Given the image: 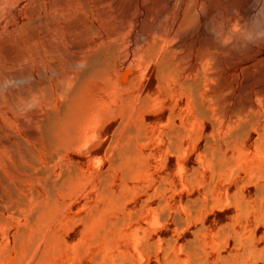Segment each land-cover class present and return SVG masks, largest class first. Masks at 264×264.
<instances>
[{
  "label": "rangeland",
  "instance_id": "rangeland-1",
  "mask_svg": "<svg viewBox=\"0 0 264 264\" xmlns=\"http://www.w3.org/2000/svg\"><path fill=\"white\" fill-rule=\"evenodd\" d=\"M0 9V191L21 182L23 199L0 195V264H264V219L258 201L244 202L264 189V0H5ZM245 24L259 31L248 34ZM97 48L103 76L83 78L82 56ZM161 56L170 58L166 72L157 69ZM61 82L73 96L59 93ZM65 106L76 136L59 129L54 155L30 131ZM119 128L136 134L118 136ZM111 144L129 157L112 160L119 148L108 152ZM24 145L35 163L17 156ZM129 160L141 164L130 170ZM61 170L72 188L49 190Z\"/></svg>",
  "mask_w": 264,
  "mask_h": 264
},
{
  "label": "bare ground",
  "instance_id": "bare-ground-1",
  "mask_svg": "<svg viewBox=\"0 0 264 264\" xmlns=\"http://www.w3.org/2000/svg\"><path fill=\"white\" fill-rule=\"evenodd\" d=\"M4 2H5V0H0V8L2 7V4H3ZM247 8H250V7H247ZM247 8H246V9L244 8V10H245V11H244L245 14H246L248 11H250V10H248ZM0 10H1V9H0ZM0 12H1V11H0ZM186 12H187V11H186ZM187 13H188V12H187ZM0 14H1V13H0ZM1 15H2V14H1ZM186 15H187V14H186ZM1 17H2V16H1ZM3 19H4V18H3ZM3 19L0 18V29H1L2 27H4V20H3ZM164 23H165V22H164ZM163 25H164V24H163ZM248 25H249V24H248ZM166 26H167V23H166ZM245 26H246V24H245ZM260 26H263V24H261ZM162 27H164V26H162ZM242 27H243V26H242ZM244 28H245L244 31H245L246 33H248V34H251V35L254 34V33H257V32L259 31V30H258V29H259L258 26H251V25H249V26H246V27H244ZM244 28H243V29H244ZM168 29H169V28H168ZM1 30H2V29H1ZM31 30H32V31H31V36H32L33 38H35L37 35H36V32H35L34 27H33V29H31ZM162 30L165 31V29H162ZM179 31H180V30H179ZM179 31H178V32H179ZM91 32L93 33V29H92V28L88 30V33H89V34H90ZM175 32H176V31H175ZM133 33H134V32H133ZM166 33H167V32H166ZM128 34H129V33H128ZM169 34H170V33H169ZM179 34H180V33H179ZM179 34H178V36H180ZM171 35H172V34H171ZM183 35H185V34H183ZM178 36H177V37H178ZM134 37H135V36H134ZM173 37H174V36H173ZM100 38H101V36L99 37V39H100ZM163 38H164V37H163ZM168 38H169V37H168ZM135 39H137V38H135ZM171 39H172V38H171ZM174 39H175V38H174ZM180 39H181V38H180ZM167 40H168V39H167ZM90 41H91V44H92V43L94 42V39H91V38H90ZM103 41H104V40H103ZM154 41H155V40H154ZM154 41H153V42H154ZM168 41H169V40H168ZM1 42H3V41H1ZM149 42H150V41H149ZM120 43H121V42H120ZM147 43H148V42H147ZM126 44H127V43H126ZM158 44H159V43H158ZM93 45H94V44H93ZM123 45H124V44H123ZM156 45H157V44H156ZM156 45H155V46L153 45V47H155V48L153 49V52L150 51L151 54L149 53V54H150L149 57H150V59H152V60H153V58L155 59L154 55L157 54V52H158L157 50H160L159 48H161V47L163 46L162 44H161V46H160V44H159L158 46H156ZM183 46H184V45H183ZM99 47H100V46H99ZM133 47H134V46H133ZM146 47H148V46H146ZM177 47H178V46H177ZM208 47H210V48L213 49L214 45H213L211 42H206L204 48L209 49ZM94 48H95V46H94ZM94 48H93V49H94ZM136 48H137V47H136ZM150 48H152V47H150ZM165 48H166V47H165ZM170 48H171V47H170ZM175 48H176V47H175ZM178 48H179V47H178ZM161 49H162V48H161ZM135 50H136V49H135ZM176 50H177V49H176ZM182 50H183V49H182ZM92 51H93V50H92ZM140 51H141V50H140ZM178 51H179V50H178ZM204 51H205V50H204ZM167 52H168V50H167ZM101 53H102V50L100 51V50L97 48L96 52H92V53L90 52V54L87 53V55L82 56V57H83V61H84L85 64H86V69H84L85 71H83V72L81 71V72H82L81 74H85L83 78H85L86 74H90V75H91V74H94V75H95V74H99V75H96V76H100V74H101V75L103 76V73H102V72H103V67L100 68V66H101V65H104V63L106 62V61H105L106 57L104 58V57L101 55ZM124 53H125V52H124ZM136 54H138V53H136ZM142 54H143V53H142ZM162 54H163V52H162ZM162 54H161V55H162ZM166 54H167V53H166ZM171 54H172V53H171ZM117 55H118V54H117ZM133 55H135V54H133ZM139 55H141V54H139ZM167 55H168V57H170L169 54H167ZM200 55H203V54H200ZM200 55H199V56H200ZM122 56H123V55H122ZM143 56H144V55H143ZM164 56H166V55H164ZM164 56H161L162 59L159 60V63H160L161 61H162V62H161L160 64L157 63V65H159V66H158L159 68L156 67L157 69H159L158 71H161V72H164V71L166 72V71L169 70V68H170V67H169L170 58H166V57H164ZM136 57H137V56H136ZM140 57H141V56H140ZM144 57H145V56H144ZM149 57H148V58H149ZM157 57H158V56H157ZM159 57H160V56H159ZM163 57H164V58H163ZM121 58H122V57H121ZM141 58H142V57H141ZM165 58H166V59H165ZM135 59H136V58H135ZM138 59H139V57H138ZM150 59H149V60H150ZM158 59H160V58H158ZM164 59H165V60H164ZM146 60H147V59H146ZM141 61H142V60H141ZM154 61H155V60H154ZM153 63H154V62H153ZM105 64H106V63H105ZM143 64H144V63H143ZM147 64H148V63H147ZM154 64H155V63H154ZM195 64H196V63H195ZM136 66H137V64H136ZM83 67H84V66H83ZM83 67H82V68H83ZM138 67H139V66H138ZM142 67H143V66H142ZM99 68H100V69H99ZM170 70H172V69H170ZM196 70H197V69H196ZM196 70H195V71H196ZM158 71H157V72H158ZM176 71H177V70H176ZM199 71H200V69H199ZM169 72H170V71H169ZM197 72H198V70H197ZM79 73H80V72H79ZM175 73H176V72H175ZM202 73H203V72H202ZM158 74H160V72H159ZM75 75H76V77L80 76V78H82V76H81L80 74L78 75V73H76ZM75 75H74V76H75ZM136 75H137V74H136ZM174 75H175V74H174ZM203 75H204V74H203ZM203 75H202V76H203ZM88 76H89V75H88ZM141 76H142V74H141ZM160 76H161V74H160ZM72 77H73V76H72ZM72 77H71V78H72ZM76 77H75V79H77ZM93 77H94V76H93ZM178 77H179V76H178ZM73 78H74V77H73ZM73 78H72V79H73ZM78 78H79V77H78ZM103 78H104V77H103ZM204 78H205V77H204ZM72 79H71V80H72ZM75 79H73V80L75 81ZM78 80H79V79H78ZM78 80H77V81H78ZM107 80H108V79H107ZM163 80H164V79H163ZM176 80H177V79H176ZM189 80H190V79H189ZM189 80H188V81H189ZM204 80H205V79H204ZM108 81H109V80H108ZM139 81H140V80H139ZM185 81H186V80H185ZM67 82H68V81H67ZM72 82H73V81H72ZM134 82H137V81H134ZM180 82H183V81H179V83H180ZM189 82H190V81H189ZM199 82H200V81H199ZM199 82H198V83H199ZM68 83H69V82H68ZM68 83H66V82H61V83L58 85L57 90L59 91V93L62 92V94L65 93V95H67L66 93H67L68 91L71 92V90H72L73 88L70 89L69 87H71V86H70V84H69V87H68ZM75 83H76V82H75ZM130 83H131V82H130ZM166 83H167V82H166ZM185 83H186V82H185ZM192 83H193V80H192ZM192 83H191V84H192ZM196 83H197V82H196ZM105 84H106V83H105ZM181 84H182V83H181ZM187 84H188V83H187ZM191 84H190V85H191ZM201 84H202V83H201ZM128 85H129V84H128ZM128 85H127V86H128ZM130 85H131V84H130ZM136 85H137V84H136ZM166 85H167V84H166ZM182 85L184 86L185 84H182ZM192 85H193V84H192ZM192 85H191V86H192ZM123 86H124V85H123ZM127 86H126V87H127ZM199 86H200V85H199ZM181 87H182V86H181ZM192 87H194V86H192ZM201 87H202V86H201ZM166 88H167V87H166ZM189 88H191V87H190V86L187 87V90H188ZM68 89H69V90H68ZM124 89H125V88H124ZM127 89H129V88H126V90H127ZM196 89H197V88H196ZM199 89H200V88H199ZM201 89H202V88H201ZM203 89H205V88L203 87ZM112 90H113V89H112ZM180 90H181V89H180ZM184 90H185V89H184ZM49 91H50V90H46L47 94H49ZM72 91H74V90H72ZM108 91H109V90H108ZM116 91H117V90H116ZM192 91H194V90H192ZM200 91H201V90H200ZM213 91H214V90H213ZM50 92H51V91H50ZM69 92H68V93H69ZM111 92H112V91H111ZM113 92H114V91H113ZM180 92H181V91H180ZM180 92H179V93H180ZM187 92H188V91H187ZM190 92H191V91H190ZM195 92H196V91H195ZM204 92H205V91H204ZM71 93H72V96H73V92H71ZM184 93H185V92H184ZM74 94H75V93H74ZM112 94H113V93H112ZM195 94H196V93H195ZM195 94H192V95H195ZM198 94H199V93H198ZM203 94H204V93H203ZM214 94H215V93H214ZM68 95H69V94H68ZM68 95H67V96H68ZM179 95H181V94H179ZM185 95H186V94H185ZM200 95H201V93L199 94V97H200ZM212 95H213V94H212ZM195 96H197V95H195ZM199 97H198V98H199ZM142 98H143V97H142ZM145 98H146V97H145ZM124 99H125V98H124ZM124 99H123V100H124ZM129 99H130V98H129ZM131 99H132V98H131ZM134 99H135V98H134ZM195 99L197 100V98H195ZM132 100H133V99H132ZM143 100H145V99H143ZM201 101H202V99H201ZM142 102H143V101H142ZM196 102H197V101H196ZM198 102H200V101H198ZM202 102H203V101H202ZM248 102H250V101H248ZM144 103H145V102H144ZM144 103H143V104H144ZM199 104H200V103H199ZM93 105H94V104H93ZM196 105H197V104H196ZM200 105H201V104H200ZM96 106H97V105H96ZM198 106H199V105H198ZM96 108H97V107H96ZM100 108H101V107H100ZM140 108H141V106H140ZM201 108H202V105H201ZM103 109H104V108H103ZM103 109H102V110H103ZM199 109H200V108H199ZM202 109H204V108H202ZM202 109H201V110H202ZM67 110H68V106H65L61 112H59V113H52V115H51L50 117H48V116H47V117L43 116V118H42V116H41V119L39 120V121H40V131H39L38 129H35V130H37V132H35L34 129L31 130V131H30L31 136L35 137L36 139L39 138V139L42 140L43 142H46L45 144H48V146H51V148L49 147L50 149H52V147H54L55 149H53V151H55V150L57 149V150H59V151L62 152V149H59V147H61V146H59V143H60V141L62 140L63 135H61L62 137H60V136H59L60 134H58V133L61 132L62 130H64V128H65L64 126H65V125H66V127H68V130L71 128L70 126H67L68 124L70 125V122L67 121V115H66ZM100 110H101V109H100ZM104 110H105V109H104ZM105 111H106V110H105ZM113 111H114V110H113ZM130 111H131V110H130ZM87 112H88V111H87ZM128 112H129V111H128ZM132 112H134V111H132ZM132 112H131V114H132ZM97 113H98V112H97ZM99 113H100V112H99ZM101 113H102V111H101ZM103 113H105V112H103ZM107 113H109V110H108ZM107 113H106V114H107ZM109 114H110V113H109ZM97 115L100 116L101 114H100V115L97 114ZM124 115H125V114H124ZM95 117H96V116H95ZM102 117H103V116H102ZM104 117H105V116H104ZM104 117H103V118H104ZM84 119H85V118H84ZM73 120H74V119H73ZM121 120H122V118H121ZM67 122H68V124H67ZM72 122H73V121L71 120V125H73ZM141 122H142V121H141ZM119 124H121V123H119ZM120 126H122V125H120ZM129 126H130V125H129ZM73 127H74V126H72V129H73ZM99 127H100V126H99ZM117 127H118V126H117ZM38 128H39V127H38ZM61 128H62V130L59 131V129H61ZM97 128H98V126H97ZM129 128H130V127H129ZM129 128L127 129V131L129 130ZM132 128H135V127H132ZM65 129H66V128H65ZM72 129L69 130V131H72ZM74 129H75V127H74ZM83 129H84V128H83ZM118 130H119V133H118V136H119L120 132H121V131L123 132V130H121L120 128H119ZM120 130H121V131H120ZM132 130L134 131V129H132ZM132 130H131V131H128V132H132ZM38 131H39V132H38ZM58 131H59V132H58ZM73 131H74V130H73ZM73 131H72V132H73ZM63 132H64V131H63ZM67 132H68V131H67ZM67 132H66V133H67ZM124 132H126V131H124ZM124 132H123V135H126V133L128 134V132H126L125 134H124ZM135 132H136V130H135ZM74 133H75V132H73V133H69V134H71V137H74V135L76 136V134H74ZM36 134H37V135H36ZM61 134H62V133H61ZM69 134H68V135H69ZM72 134H74V135L72 136ZM95 134L97 135V133H95ZM130 134L134 136L136 133L133 134V132H132V133H130ZM115 135H117V133H116ZM121 135H122V134H121ZM123 135H122V137H123ZM131 135H129V137H130ZM111 136H113V135H111ZM118 136H117V137H118ZM133 136H132V137H133ZM68 137H69V136H68ZM77 137H78V136H77ZM114 137L117 138L116 136H114ZM129 137H126V138H128V140H126V141H129ZM132 137H131V138H132ZM74 138H75V137H74ZM78 138H79V137H78ZM96 138H97V136H96ZM115 138H113V139L115 140ZM126 138H124V139H126ZM66 139H67V137H66ZM72 139H73V138H72ZM80 139H81V138H80ZM92 139L94 140L95 138H92ZM92 139H90V140H92ZM121 139H122V142L120 141L119 143H123V144H124V143H127V147H129L128 144H129V142H131V141H129V142H123L124 139H123V138H121ZM121 139L119 138V140H121ZM68 140H69V139H68ZM70 140H71V139H70ZM88 140H89V139H88ZM110 140H111V139H110ZM114 140H111V141H113V144L119 141V140L116 141L117 139H116L115 141H114ZM73 141L76 142V139H75V140L73 139ZM124 141H125V140H124ZM34 142H35V144L38 146L37 142H36V141H34ZM61 142H62V141H61ZM66 142H69V143H70V142H72V141H67V140H66ZM109 142H110V141H109ZM39 143H40V142H39ZM69 143H68V145L71 144V143H70V144H69ZM80 143H81V142H79V144H80ZM91 143H92V142H91ZM42 144H43V143H42ZM74 144L77 145V142L74 143ZM74 144H73V145H74ZM82 144H83V143H82ZM130 144H131V143H130ZM39 145H40V144H39ZM115 145L117 146V144H115ZM120 145H122V144H120ZM131 145H132V144H131ZM131 145H130V146H131ZM46 146H47V145H46ZM63 146H64V144H63ZM109 146H110V145H109ZM113 146H114V145L111 144L110 148L108 147V148H109V151H108V152H110V151L112 150V148L116 147V146H114V147H113ZM44 147H45V145H44ZM66 147H67V146H66ZM73 147H75V146H72V148H73ZM85 147H86V145H85ZM85 147H84V148H85ZM119 147H120V146H119ZM119 147L117 146L116 149H118ZM123 147H126V145L124 144ZM45 148H46V147H45ZM47 148H48V147H47ZM68 148H70V146H69ZM76 148H77V147H76ZM87 148H88V147H87ZM129 148H130V147H129ZM132 148H133V147H132ZM132 148H131V149H132ZM78 149H79V148H78ZM114 149H115V148H114ZM116 149H115V152H117ZM33 150H34V149H33ZM33 150H32V147L30 148L29 146L24 145L23 148H22V151L19 152V153L17 154V156H19V157H21V158H24V159H28V161H32V163H35L34 161H35L36 158H38V157H36V156H37V155H36V152L34 153ZM57 150H56V151H57ZM84 150H85V149H84ZM56 151L54 152V155L56 154ZM125 151H127V148H122V147H121V148L118 149V152L116 153L117 156H115L116 154L113 153V152H114V150H113V152H111V153L114 155V156H112V154H111V157H113L112 160L114 159V161H115V160H116V161H119L120 153H121V156H122V154H123ZM51 152H52V151H51ZM80 152H81V151H80ZM52 153H53V152H52ZM134 153H136V152H135V151H132V154H134ZM50 154H51V153H49V155H50ZM45 155H46V154H45ZM54 155H53V156H54ZM57 155H58V154H57ZM105 155H106V154H105ZM128 155H129V154H128ZM128 155H125V153H124L123 156L125 157V156H128ZM133 156H134V155H133ZM50 157H52V156H50ZM55 157H56V156H55ZM114 157H115V158H114ZM124 157H123V158H124ZM128 157H129V156H128ZM134 157H135V156H134ZM137 157H138V155H136L135 158H137ZM123 158H121V159H123ZM47 159H48V158H47ZM49 159H51V158H49ZM49 159H48V160H49ZM125 159H126V157H125ZM128 159H129V158H128ZM128 159H127V160H128ZM52 160H53V158H52ZM123 160H124V159H123ZM123 160H122V161H123ZM131 160H132V158H131ZM133 160H134V159H133ZM138 160L141 161V159H139V158H138ZM56 161H57V160H56ZM58 161H59V159H58ZM58 161H57V162H58ZM143 161H144V160H142V163H143ZM112 162H113V161H112ZM129 162H130V163H128V162H127V163H128V166H129V164L131 165V166H129V167H131L130 170L135 169L134 167L132 168V166H133V165H132L133 162H134L135 165H137V164H141V162L139 163L137 160H135V161H133V162L129 160ZM135 162H136V163H135ZM42 163H43V162H42ZM50 163H51V162H50ZM113 163H114V162H113ZM113 163H112V164H113ZM115 163H116V165H117V163H119V162H115ZM120 163H121V162H120ZM127 163H126V164H127ZM131 163H132V164H131ZM36 164H37V161H36ZM38 164H40V163H38ZM40 165H41V164H40ZM40 165H39V167H40ZM51 165H52V164H51ZM92 165H93V164H92ZM113 165H115V164H113ZM121 165H122V164H121ZM135 165H134V166H135ZM221 165H222V164H221ZM27 166H28V165H27ZM27 166H25V167H27ZM53 166H54V164H53ZM77 166H78V165H77ZM118 166H120V164H119ZM128 166H127V167H128ZM223 166H224V165H223ZM223 166H218V169H220V168L223 167ZM30 167H31V166H30ZM39 167H37V168L39 169ZM109 167H110V166H109ZM129 167H128V168H129ZM141 167H143V164H142V166H139V168H141ZM27 168L30 170L31 168H34V167L32 166L31 168H29V166H28ZM37 168H36V170H37ZM46 168H47V167H46ZM61 168H63L62 165H61ZM74 168H75V167H74ZM111 168H113V166H111ZM111 168H110V170H111ZM115 168H117V167H115ZM119 168H120V167H119ZM119 168H118V169H119ZM139 168L137 167V169H136V170H137V174L139 173V171H138ZM34 169H35V168H34ZM34 169H32V170H34ZM41 169H42V168H41ZM41 169H39V173H40V170H41ZM43 169H44V168H43ZM43 169H42V170H43ZM47 169H49V168H47ZM47 169H45V170H47ZM65 169H66V168L64 167L62 170H65ZM68 169H69V168H68ZM126 169H127V168H125L124 170H123V169H119L121 173H122V171H123V172L126 171V174L124 173V175H125L124 177H126L127 173H130V174L132 173V171H130V170H126ZM141 169H143V168H141ZM141 169H140V170H141ZM22 170H23V168H22ZM24 170H25V171H24ZM24 170H23V173L25 172L27 175H31V174H32V173H31V174H28L29 171H26V168H24ZM42 170H41V171H42ZM50 170H51V169H50ZM62 170H61V172H62ZM66 170H67V169H66ZM74 170H75V172H76V169H74ZM121 170H122V171H121ZM143 170H144V169H143ZM221 170H222V168H221ZM69 171H70V170H69ZM69 171H67V173H68ZM103 171H104V170H103ZM106 171H108V170H106ZM106 171L104 172V174H105L106 176L104 177L103 174H102L103 172H102V173H101V174H102L101 177L107 178V176H108V177L110 178V177L112 176L111 178H114V173H115L116 171H115L114 173H113V171H110V172H112V174H113V175H111V176H110V175H107V172H106ZM133 171H134V170H133ZM216 171H217V169H216ZM31 172H32V171H31ZM36 172H37V171H36ZM36 172H35V174H36ZM45 172H46V171H45ZM63 172H64V171H63ZM63 172H62V174L60 175V176H62V177H63ZM65 172H66V171H65ZM134 172H136V171H134ZM142 172H143V171H142ZM218 172H219V171H218ZM25 173H24V174H25ZM39 173H38V174H39ZM46 173H47V172H46ZM50 173H51V172H49V173H47V174L49 175ZM67 173H64V175L67 174ZM76 173H77V172H76ZM116 173H117V172H116ZM215 173H217V172H215ZM26 174H25V175H26ZM47 174H46V177L48 176ZM88 174H89V173H88ZM90 174H91V173H90ZM108 174H109V173H108ZM213 174H214V173H213ZM219 174H220V173H219ZM50 175H51V174H50ZM50 175H49L48 177H51V176H52V175H51V176H50ZM71 175H73V174H71V171H70V176H69L70 178H71ZM115 175H116V174H115ZM134 175H135V174H133V173H132V175H130V176H132V177H131L132 179H133ZM216 175H217V174H214V178L212 177L213 179L210 178V180H211V186H210V184L208 185V186H210V188L212 187V182H214L215 177H219V176H216ZM31 176H33V175H31ZM44 176H45V175H44ZM53 176H54V175H53ZM66 176H67V178H68V174L65 175V177H63V178L58 177V178L62 179V182H61V181L59 182V179H57V182H58V183H56V182H55V181H56V178H54V177H51L52 179H53V178L55 179V180L53 179L54 181L51 180V178H49V180H51V181H53V182L47 181L48 179H47L46 177L44 178V182L47 181V183H46V182H45V183L47 184V187L50 188V189H49V188H48V189H49V190H52V189H53V191H54V188L57 189V187H60L61 189L64 190V187H63V186H65V185H66V186H65L66 189H67V185H68L69 188H70V187L72 188V186H70V185H72V182L69 183V182H68V181H69V178L67 179ZM73 176H74V175H73ZM147 176H148V175H147ZM147 176H146V177H147ZM212 176H213V175H212ZM84 177H85V176H84ZM86 177H87V176H86ZM122 177H123V173H122ZM122 177H121V178H122ZM128 177H129V176L127 175L126 179H128ZM135 177H136V176H135ZM149 177H150V175L148 176V179H150ZM34 178H35V177H34ZM64 178H65L66 180H65ZM104 178H101V181H103V182L100 181V184H101V183L104 184V181H106V179H104ZM121 178H120V180H121ZM129 178H130V177H129ZM131 178H130V179H131ZM35 179L37 180V178H35ZM46 179H47V180H46ZM63 179H64V181H67V183H69L70 185H69V184H65L66 182L64 183ZM73 179L75 180V176H74ZM73 179H72V180H73ZM80 179H81V178H80ZM103 179H104V180H103ZM216 179H217V178H216ZM38 180H39V178H38ZM72 180H70V181H72ZM74 180H73V181H74ZM81 180H82V179H81ZM99 180H100V179H99ZM112 180H113V179H112ZM152 180H153V179H152ZM212 180H213V181H212ZM40 181L43 182V180H41V179H40ZM40 181H39V182H40ZM107 181H108V180H107ZM121 181H122V180H121ZM128 181H129V179H128ZM215 181H216V180H215ZM83 182H85V181H83ZM86 182H87V181H86ZM86 182H85V183H86ZM92 182H93V181H92ZM108 182H109V181H108ZM108 182H107V183H108ZM124 182H125V180H124ZM73 183H75V181H74ZM137 183H138V182H137ZM161 183H162V182H161ZM209 183H210V182H209ZM20 184H21V182H20L18 185H16V186H11L10 188L7 189V191H6L4 194L0 191V195H1L2 197L5 195L6 197H8V199H10V198H12V199L16 198V197L18 196V190L22 188V187H20V186H21ZM42 184H44V183H42ZM75 184L77 185L78 183H75ZM75 184H74V185H75ZM83 184H84V183H83ZM91 184H92V183H91ZM102 184H101V185H102ZM117 184H120V183H117ZM123 184H124V183H123ZM78 185H79V184H78ZM101 185H100V186H101ZM104 185H105V184H104ZM104 185H103V187L106 188V185H107V184H106L105 186H104ZM213 185H214V184H213ZM100 186H98V187H100ZM158 186H160V184H159ZM44 187H45V186H44ZM62 187H63V188H62ZM76 187H78V186H75V188H76ZM101 187H102V186H101ZM101 187H100V188H101ZM92 188H93V187H92ZM104 188H101V189H102L104 192H108L109 188H108V189H104ZM119 188L122 190L123 188H128V187H126V185H124V187L122 188V187H121V184H120ZM73 189H74V188H73ZM102 190H100V191H102ZM105 190H107V191H105ZM123 190H124V189H123ZM77 191H78V190H77ZM109 191H110V190H109ZM46 192H48V191H46ZM51 192H52V191H51ZM74 192H76V191H74ZM97 192H98V191H97ZM111 192H113V190L110 191V194H111ZM120 192H121V191H120ZM246 193H247V192H246ZM248 193H249V192H248ZM108 194H109V193H108ZM23 195H24V192H23ZM102 195H103V194H102ZM112 195H113V194H112ZM246 195H247V194H246ZM246 195H245V196H246ZM49 196H50V195H49ZM114 196H115V195H114ZM23 197L26 198L27 196H26V197L23 196ZM23 197H21V198H23ZM119 197H120V196H119ZM119 197H118V198H119ZM250 197H251V196H250ZM17 198H18V197H17ZM125 198H127V197H125ZM18 199H19V198H18ZM20 200H21V199H19V201H20ZM22 200H23V199H22ZM22 200H21V202H20L21 204H22ZM25 200H26V199H25ZM27 200H28V199H27ZM252 200H256V201H258L257 204H259V205H258V216H257V219H258V220H260V219H264V189H263L262 186H260V188L258 187V189H257V193L254 195L253 198H252V197L249 198L248 195H247V197L244 199V202L247 204V203H251L250 201H252ZM124 201H126V200L124 199ZM25 202H26V201H25ZM5 203H6L5 200H4V201H0V208L4 207V206H5ZM23 204H24V202H23ZM25 204H26V203H25ZM252 205H253V203H252ZM254 205H255V204H254ZM252 207H253V206H252ZM5 208H6V207H5ZM41 209H42V210H41ZM1 210H2V209H1ZM35 210H38V211L36 212V214H35V212H32L31 214H35V216H36L35 219H36V218H39L41 211H42V213H43L44 210H43V207H42V208H39V209L36 208ZM39 210H41V211H39ZM46 211H47V210H46ZM44 214H45V213H43V215H44ZM47 214H48V213H47ZM45 216H46V215H45ZM45 216H44V217H45ZM31 217H34V216H31ZM42 218H43V217H42ZM45 218H46V217H45ZM42 220H44V218H43ZM46 221H47V219H46ZM43 222H44V224H45V220H44ZM46 225H48V224H46ZM41 227H42V228H45V226H44V227L41 226ZM41 227H39V228L36 227V228L39 229V230H40V229L42 230ZM48 227H49V226H48ZM48 227H47V228H48ZM50 228H51V227H50ZM52 228H55V227H52ZM52 228H51V229H52ZM24 229L27 230L28 228H27V229L24 228ZM37 229H35V231H36ZM20 230H21V231H24V233H28V232H29V235H31L29 230H28V232H26V231L23 230V229H20ZM20 230H19V231H20ZM32 230H34V229H32ZM32 230H31V232H32ZM41 230H40V231H37L38 236H39V232L42 233V231H44V230H42V231H41ZM45 230H47V229L45 228ZM49 230H50V229H49ZM49 230H47L45 234H48V233H49V232H48ZM52 230H53V229H52ZM52 230H51V231H52ZM19 231H18V232H19ZM21 231H20V232H21ZM51 231H50V233H51ZM44 232H45V231H44ZM47 232H48V233H47ZM32 234H33V233H32ZM13 235H14V234H13ZM15 235H16L15 238L18 237L17 234H15ZM20 235H23V232H21ZM42 235H43V234H42ZM48 235H49V234H48ZM1 236H3V235L1 234ZM23 236H24V235H23ZM38 236H37V235H35V236L33 235V238H32V236H31V239L33 240L32 243H34V241H36V244H38V241H39V239H40V238L38 239ZM40 236H41V234H40ZM44 236H45V235H44ZM44 236H43V238H45V240H46V237H44ZM46 236H47V235H46ZM49 236H51V235H49ZM4 237H5V236H4ZM53 237H54V236H53ZM18 238H19V237H18ZM18 238H17V240H18ZM51 238H52V237H50V239H51ZM20 239H21V237H20ZM20 239H19V240H20ZM36 239H37L38 241H37ZM47 239H48V238H47ZM0 240H1V239H0ZM7 240H8V239H7ZM13 240H14V239H13ZM40 240L42 241V239H40ZM43 240H44V239H43ZM8 241H9V240H8ZM14 241H15V240H14ZM50 241H51V240H50ZM50 241H49V243H50ZM6 242H7V241H6ZM16 242L18 243V241H15V243H16ZM42 242H43V241H42ZM45 242H48V241H45ZM15 243H13V244H14V248H17V247H15V245H17V244H15ZM30 243H31V242H30ZM30 243H29V244H30ZM32 243H31V245H30L29 248H32V247H31V246H32ZM1 244H2V243H1ZM5 244H7V243H5ZM19 244H20V243H19ZM29 244H28V245H29ZM36 244H35V245H36ZM7 245H8V244H7ZM1 246H2V245H1ZM26 246H27V245H26ZM18 247H19V248H17V250L20 249V246H18ZM33 247H35V246H33ZM8 249H9V248H8ZM12 249H13V248H12ZM0 250H1V249H0ZM5 250H6V249H5ZM10 250H11V249H10ZM31 250H32V249H31ZM21 251H23L22 254L25 253L24 248H23V250L21 249ZM33 251H34V250H33ZM14 252H15V250H14ZM19 252H20V251H19ZM31 252H32V251H31ZM1 253H2V252H1ZM20 253H21V252H20ZM32 253H33V252H32ZM8 254H9V253H8ZM14 254H16V253H14ZM18 254H19V253H18ZM1 255H2V254H1ZM3 255H4V254H3ZM3 255H2V256H3ZM26 255H27V254H26ZM29 255H30V254H29ZM18 256L20 257L21 255H18ZM27 256H28V255H27ZM27 256H25L26 259H27ZM8 257H10V256H8ZM16 257H17V256H16ZM23 257H24V255H23ZM25 257L23 258L24 260H25ZM4 258H7V257H4ZM15 259H16V258H15ZM18 259H19V258H18ZM18 259H17V260H18ZM20 259H22V258H20ZM3 260H4V259H3ZM4 262H5V260H4ZM19 262L21 263V260H19ZM26 262H27V260H26ZM26 262H25V264H27Z\"/></svg>",
  "mask_w": 264,
  "mask_h": 264
}]
</instances>
